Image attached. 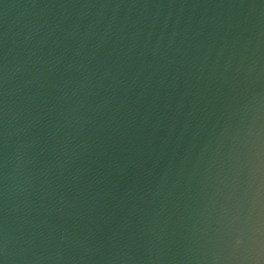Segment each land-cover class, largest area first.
Returning a JSON list of instances; mask_svg holds the SVG:
<instances>
[{
  "label": "water",
  "instance_id": "water-1",
  "mask_svg": "<svg viewBox=\"0 0 264 264\" xmlns=\"http://www.w3.org/2000/svg\"><path fill=\"white\" fill-rule=\"evenodd\" d=\"M0 264H264V0H0Z\"/></svg>",
  "mask_w": 264,
  "mask_h": 264
}]
</instances>
